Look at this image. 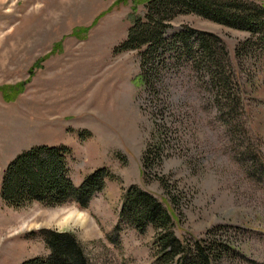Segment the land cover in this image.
<instances>
[{"label": "rangeland", "instance_id": "1", "mask_svg": "<svg viewBox=\"0 0 264 264\" xmlns=\"http://www.w3.org/2000/svg\"><path fill=\"white\" fill-rule=\"evenodd\" d=\"M191 1L167 15L163 37L177 47L141 68L145 46L114 49L145 0H0V184L39 145L70 149L75 187L106 168L112 179L87 206L96 226L66 232L90 264H154L153 229L116 228L129 186L168 209L179 240L218 229L237 252L222 264H264V30L212 22ZM206 1L245 10L231 16L264 6ZM59 207L0 199V264L46 257L42 231L59 232Z\"/></svg>", "mask_w": 264, "mask_h": 264}, {"label": "trees", "instance_id": "2", "mask_svg": "<svg viewBox=\"0 0 264 264\" xmlns=\"http://www.w3.org/2000/svg\"><path fill=\"white\" fill-rule=\"evenodd\" d=\"M145 1L147 6L144 17L134 19L125 41L114 49L115 53H123L145 46V50L139 54L141 68L164 53L165 49L174 46L168 45L163 37L168 28L167 15H170L171 9L185 6L179 2L182 0H178L180 4L175 3L171 8L168 6L175 0ZM191 4L196 6L194 12L197 15L212 22L250 33H254L257 27L258 31L264 30V6L260 10L246 11L242 16H231L225 9L236 13H243L245 10L239 6H217L206 0H192ZM172 43L175 44L173 41ZM205 50L208 48L205 47ZM149 153L151 152L147 151L142 159L144 166L148 165ZM157 153H154L156 159ZM69 156L70 149L63 145L33 146L16 155L2 174L0 199L8 207L17 209L31 203L59 207L69 201L87 209L91 197L103 190L106 180L112 179V175L106 168H99L87 174L80 185L75 187L69 176ZM121 197L116 228L127 225L139 234L148 228L153 229L155 237L150 251L153 253L154 264H222L235 257L236 248L227 238L216 234L218 229L207 230L199 238L184 237L181 241L171 230L173 220L170 212L152 195L136 186H129ZM42 234L49 250L47 256L33 257L21 264H90L84 248L72 234L45 230Z\"/></svg>", "mask_w": 264, "mask_h": 264}, {"label": "clouds", "instance_id": "3", "mask_svg": "<svg viewBox=\"0 0 264 264\" xmlns=\"http://www.w3.org/2000/svg\"><path fill=\"white\" fill-rule=\"evenodd\" d=\"M59 213L61 221L58 229L61 234L64 232H86L89 227H95V220L88 209L80 207L75 202H66L64 206L54 209Z\"/></svg>", "mask_w": 264, "mask_h": 264}, {"label": "bare ground", "instance_id": "4", "mask_svg": "<svg viewBox=\"0 0 264 264\" xmlns=\"http://www.w3.org/2000/svg\"><path fill=\"white\" fill-rule=\"evenodd\" d=\"M16 236H17V235H13V236L11 237V239H12V238H13V239H15V238H16Z\"/></svg>", "mask_w": 264, "mask_h": 264}]
</instances>
